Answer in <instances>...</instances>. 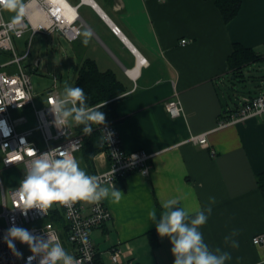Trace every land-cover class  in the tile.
<instances>
[{"label":"crops","instance_id":"obj_1","mask_svg":"<svg viewBox=\"0 0 264 264\" xmlns=\"http://www.w3.org/2000/svg\"><path fill=\"white\" fill-rule=\"evenodd\" d=\"M68 1L77 6L84 26L78 39L64 37L61 43L68 61L63 71H74L73 87L85 59L94 60L101 71H113L127 88L117 103L122 145L127 152L153 154L149 176L132 173L119 181V203L103 199L112 219L91 231L103 264H113L111 250L119 245L125 250L121 264H174L171 238L156 231L161 201L173 197L180 199L175 207L198 202L206 214L211 207L199 230L212 254L230 253L225 264H264V245L252 241L264 234V197L257 181L264 172V114L222 125L244 97L264 92V0H242L229 23L215 0ZM235 43L261 55L239 78L229 66ZM138 55L148 63L143 65ZM240 79L252 89L232 107L224 102L220 85L234 90ZM172 99L182 103L180 117L167 112ZM201 134H207L206 145L188 141ZM74 157L89 175L110 168L104 150L91 164L83 150ZM153 208L156 217L150 220Z\"/></svg>","mask_w":264,"mask_h":264},{"label":"built area","instance_id":"obj_2","mask_svg":"<svg viewBox=\"0 0 264 264\" xmlns=\"http://www.w3.org/2000/svg\"><path fill=\"white\" fill-rule=\"evenodd\" d=\"M23 5V9L20 10L21 16L16 17L15 20L6 19L4 10L0 9V54H13L12 59L0 62V109H3L0 112V121L6 122L11 130L8 136L0 130L3 166V169L0 168V264H27V258L32 255L26 244L15 241L17 250L23 254L22 258H17L4 242L3 237L13 222L19 227L28 229L37 237L38 242L47 241L50 237H58L59 241L54 242H60L64 249L82 264H99L97 259L99 254L91 238V231L102 228L112 219V212L103 199L89 204L85 201H77L70 207L54 203L44 212L37 208L29 209L27 215L20 210L21 201L16 191L25 177L27 166H30L31 160L34 159L31 154L33 149L37 155L51 150L59 152L68 149L74 156L75 153L82 151L84 146L83 137L77 133L75 125L60 129L54 123V116L48 105L50 99L61 96L57 78H54V88L46 97V106L43 108L35 106L31 75L22 64L29 56V50L24 55H19L14 46V38L22 37L28 31L33 35L60 34L70 41L78 39L84 26L78 8L68 0H26ZM112 28L116 34H120L118 27L112 26ZM186 43L187 40L182 41V44ZM13 65H17L15 72L6 69ZM129 71L127 69L126 73L129 74ZM27 107H32L34 110L33 127H29L30 119L27 116L13 115V112ZM166 109L172 118L180 117L183 112L179 99L168 101ZM262 114H264V92L254 97H244L240 108L228 121L222 122V125ZM100 130L101 134L103 130L113 133L111 142H105L110 168L95 174L99 178L101 187L109 184L117 187L119 181L132 173L150 175L152 153L144 149L127 152L113 122L104 124ZM36 132L40 133L39 139L36 137ZM188 141L206 145L208 137L207 134L193 135ZM11 168H23V171L18 184L8 188L2 172ZM56 212L62 214L63 223L54 221L53 215ZM45 218L49 219L45 225L29 226ZM252 241L255 245H264V234L256 235ZM44 255L45 253L41 252L32 264H39ZM124 255L125 250L122 245L114 247L111 250L112 263L121 264Z\"/></svg>","mask_w":264,"mask_h":264},{"label":"clouds","instance_id":"obj_3","mask_svg":"<svg viewBox=\"0 0 264 264\" xmlns=\"http://www.w3.org/2000/svg\"><path fill=\"white\" fill-rule=\"evenodd\" d=\"M23 7L21 0H0L2 10L16 12ZM84 35L89 34L85 32ZM83 43L87 45L88 40L85 39ZM87 99L82 87L68 86L65 83L63 95L50 99L48 105L56 127L63 129L70 125H83L84 135L90 136L93 126L104 125L105 113L98 110L103 105L88 106ZM2 111L3 109H0V112ZM0 130L5 136L11 131L4 121H0ZM112 136L111 131L103 130L101 147L105 142L110 143ZM31 154L34 159L31 160L30 166H27L25 177L16 191L21 201L20 210L24 215L32 208L44 212L54 203L70 207L77 201L99 202L110 197L114 203H119L122 198V192L115 185L101 187L97 176L89 175L81 169L79 162L68 149L59 152L51 150L39 155L33 149ZM179 203L180 199L176 197L161 201L163 211L156 227L160 237L171 238L174 264H225L226 260H230V253L220 256L212 254L199 230L207 223L212 212L211 207L207 209L206 214L198 202L191 207H175ZM192 213L195 214L194 218L189 220ZM148 216L150 220H155L156 210L153 208ZM234 234L237 235L236 232ZM3 239L17 258H22L23 254L17 250L15 241L28 246L32 255L27 258V264H32L41 252L45 255L39 264H82L70 255L60 242H54L59 241L58 237L38 242L37 237L28 229L19 227L14 222L7 229ZM233 247H238L237 241L233 243Z\"/></svg>","mask_w":264,"mask_h":264},{"label":"rangeland","instance_id":"obj_4","mask_svg":"<svg viewBox=\"0 0 264 264\" xmlns=\"http://www.w3.org/2000/svg\"><path fill=\"white\" fill-rule=\"evenodd\" d=\"M26 0H21L24 4ZM4 16L6 19H13V17L21 16L20 10L16 12H10L4 10ZM61 43H66L63 36L59 34L47 35L43 33H37L33 35L31 31L26 32L22 37L14 38V46L16 52L19 55H24L29 50V56L22 62L24 68L31 75L33 85V95L35 106L37 108H43L46 106V97L50 90L54 88V78L58 79V90L63 95V89L65 83L68 86H73L74 71H63L65 64ZM13 58L11 53L0 54V62H4ZM64 65V66H63ZM68 65V64H67ZM70 66H66V68ZM10 72L17 70V65L6 68ZM251 83L248 81H237L235 83L234 90L228 89L224 84L220 85V94L224 99L225 103L230 106H234L239 102V97L242 94H247L251 91ZM14 117L27 116L30 119V126L35 125L34 121V110L32 107L17 110L13 112ZM36 137L40 138V133L36 132ZM0 168L3 169L1 164V153H0ZM23 168H11L4 169L2 172L3 179L6 186L9 188L18 184L21 178V172ZM48 218L42 221L34 222L30 224V227L43 226L48 222Z\"/></svg>","mask_w":264,"mask_h":264},{"label":"trees","instance_id":"obj_5","mask_svg":"<svg viewBox=\"0 0 264 264\" xmlns=\"http://www.w3.org/2000/svg\"><path fill=\"white\" fill-rule=\"evenodd\" d=\"M215 2L226 23L232 21L242 7V0H215ZM260 59L261 55L256 53L252 48L235 43L233 52L229 57V66L235 78H239L242 77L243 68ZM75 86L83 88L88 98L86 101L88 106L103 105L98 110L105 113L106 123L113 122L116 125L119 119L117 103L127 92V88L113 71H101L94 60L85 59L77 71ZM101 126L103 125L93 126V132L90 136L84 135L82 131L83 125L76 126L77 133L83 137V151L90 164L92 163L93 156L106 150L105 143L101 147ZM257 181L264 197V172L258 175ZM53 219L56 223H63V216L59 212L53 215ZM97 259L99 264H103L99 255Z\"/></svg>","mask_w":264,"mask_h":264},{"label":"bare ground","instance_id":"obj_6","mask_svg":"<svg viewBox=\"0 0 264 264\" xmlns=\"http://www.w3.org/2000/svg\"><path fill=\"white\" fill-rule=\"evenodd\" d=\"M139 56H140V55H139ZM140 58H142V57H141V56L139 57V61H140ZM141 63H142V64L144 63V65H146L148 62H147L146 59L142 58ZM142 64H141V65H142ZM133 70H134V69H132V71H129V72H132V73H133Z\"/></svg>","mask_w":264,"mask_h":264},{"label":"water","instance_id":"obj_7","mask_svg":"<svg viewBox=\"0 0 264 264\" xmlns=\"http://www.w3.org/2000/svg\"><path fill=\"white\" fill-rule=\"evenodd\" d=\"M104 17H105V15H104ZM114 26V25H113ZM114 27H116V26H114Z\"/></svg>","mask_w":264,"mask_h":264}]
</instances>
